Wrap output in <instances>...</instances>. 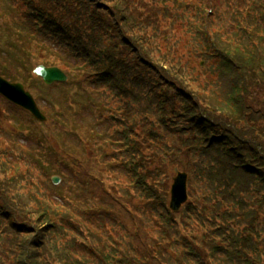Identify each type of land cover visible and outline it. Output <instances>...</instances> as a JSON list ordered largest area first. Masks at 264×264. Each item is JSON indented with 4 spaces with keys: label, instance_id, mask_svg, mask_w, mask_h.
<instances>
[{
    "label": "trees",
    "instance_id": "16d2710c",
    "mask_svg": "<svg viewBox=\"0 0 264 264\" xmlns=\"http://www.w3.org/2000/svg\"><path fill=\"white\" fill-rule=\"evenodd\" d=\"M72 1L70 22L47 12L29 21H45L40 36L86 63L92 89L128 101L125 111L108 110L106 126L121 142L110 144L112 157L135 183L119 188L116 177L114 192L90 173L87 192L97 190L91 200L104 207L59 211L34 187L20 194L26 177L7 175L2 155L14 165L16 158L0 150V264H264V0H227L224 9L215 0ZM166 6L184 18L200 56L173 53L168 33L157 36L178 26L163 28L158 12ZM210 60H217L216 78L201 75ZM167 137L186 148L190 172L179 212L168 205L167 173L179 161L177 149L164 146ZM27 159L18 155L16 165ZM115 193L120 202L106 204ZM87 225L99 234L85 232ZM86 238L94 239L78 254V239Z\"/></svg>",
    "mask_w": 264,
    "mask_h": 264
},
{
    "label": "rangeland",
    "instance_id": "374dc122",
    "mask_svg": "<svg viewBox=\"0 0 264 264\" xmlns=\"http://www.w3.org/2000/svg\"><path fill=\"white\" fill-rule=\"evenodd\" d=\"M69 1L0 0V68L5 65L10 74L23 82H26L30 76L27 69L38 64L58 65L68 76L66 82L56 83L49 87H46L38 78L34 77L35 82L30 91L37 97L45 113H48L51 121L49 126L35 123L29 115L21 112L12 103L0 97V150L14 153L16 163L18 155L22 158L30 156L32 159V162L27 159L25 164L20 162L18 165L15 163V166L11 162L15 161L11 156L2 155L5 160L7 158L10 160L5 168L10 178L17 174L15 173L17 168L21 170V175L26 177V180L23 179L20 182V188L16 186L20 194L27 195L30 191L36 189L41 198L46 196L47 199L53 202L54 207H58L59 211L69 210L76 213L91 206L98 207L101 205V208L104 207L103 204L98 205V203L96 205V202L91 200L93 195L98 194L97 190L91 189L90 192H87V181L90 173H95L98 177L102 176L104 181L102 185L107 189L111 188L114 192L118 191V188H116L118 184L115 183L116 177L120 184L119 188L121 185H125L130 189H133L135 178L132 182L126 169L121 164L113 163L115 159L112 157L113 153L110 149L112 141L109 140V137H114L115 127L106 126L109 122L106 119L109 117L108 110L114 108L115 105V109L120 107L122 111H125L123 104L128 101L112 97L109 94H105V98L100 96L98 90L92 89L96 85L91 78V74H88L84 67L85 63L81 60H75L64 47L56 45L48 37L38 36L35 26L33 27L29 21L28 14L33 17L37 16L35 13H30L33 8H36L43 14L47 12L53 18L70 22L71 18L67 15L68 6H76V3L75 1L69 3ZM134 1L141 4V0ZM183 1L198 6L197 0ZM200 2L205 3L207 0H201ZM226 3L227 0L214 1L215 6L221 9L226 7ZM203 9L206 10L207 8L203 7ZM159 10L158 13H161L160 19L163 28L168 22L178 25L173 30L156 32L157 36L168 33L169 40L165 41L166 47L171 52L176 49L180 53L186 54V56H188L189 51L196 52L200 56L203 51L200 42L195 41L189 33L182 29L181 25L184 18L168 15V6ZM194 10V6L191 5L189 11L193 12ZM152 34L149 31L147 32V36L154 39L155 37ZM189 55L194 57L195 54L193 56ZM199 62L198 58H193L192 64L196 66ZM208 63L207 69L205 68L201 75H208L210 71L213 77L216 78L217 73L212 71L211 68H217V60H210ZM201 64L204 66L205 61ZM198 67L201 68L199 65ZM200 72H197V74ZM203 77L201 78L202 81L204 80ZM123 92L129 93L130 89ZM52 112H58V115L54 116ZM148 119H153V117ZM13 120H25L26 123L21 125V132L13 129ZM155 128L158 127L155 126ZM97 138L99 147H93V144L97 142ZM168 139H172L173 142L169 140V144H167ZM163 144L170 151H174V148L177 149L176 159L179 161L168 170L169 187L173 184L178 171L187 172L190 180V172L185 170L187 168V158L183 155L186 148L179 144L176 137L165 138ZM168 155H171V153H168ZM63 159H68L70 163ZM68 164L72 165L71 168ZM109 167L115 169V174L112 170H108ZM54 171L67 175L66 178L61 179L59 185L53 184L52 177L60 175L53 173ZM117 197L119 196L115 193L114 200L112 196H109L105 199V203L115 205V202H120ZM83 230L99 234L98 230L89 225L83 227ZM93 239H78L75 248L77 253L81 254L87 250L88 246L86 244L91 245ZM70 240L67 239V241ZM14 258L15 256H12L8 259V263ZM54 264L58 263L55 262Z\"/></svg>",
    "mask_w": 264,
    "mask_h": 264
},
{
    "label": "water",
    "instance_id": "95a60500",
    "mask_svg": "<svg viewBox=\"0 0 264 264\" xmlns=\"http://www.w3.org/2000/svg\"><path fill=\"white\" fill-rule=\"evenodd\" d=\"M35 72L41 75L47 83L56 80H65V74L58 68L38 67ZM0 92L10 99L31 109L38 117L44 118L36 107V104L29 93H26L21 86L11 85L0 76ZM187 195V174L178 173L172 186L171 206L173 209H179L182 203L186 202Z\"/></svg>",
    "mask_w": 264,
    "mask_h": 264
}]
</instances>
